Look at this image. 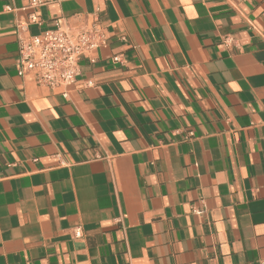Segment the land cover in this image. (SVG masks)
I'll return each mask as SVG.
<instances>
[{
  "label": "crops",
  "instance_id": "obj_1",
  "mask_svg": "<svg viewBox=\"0 0 264 264\" xmlns=\"http://www.w3.org/2000/svg\"><path fill=\"white\" fill-rule=\"evenodd\" d=\"M30 1L0 0V264L264 263V0ZM91 15L67 99L18 77L19 24Z\"/></svg>",
  "mask_w": 264,
  "mask_h": 264
},
{
  "label": "built area",
  "instance_id": "obj_2",
  "mask_svg": "<svg viewBox=\"0 0 264 264\" xmlns=\"http://www.w3.org/2000/svg\"><path fill=\"white\" fill-rule=\"evenodd\" d=\"M53 1L31 0L30 6H43ZM30 20L37 22L35 15H31ZM16 35L18 77L31 79L38 87L49 89L63 99L68 98L67 89L79 76L80 63L83 60L95 63L97 52L107 44L106 33L94 15L88 24L79 27H68L55 21L53 29L35 36L28 35L26 24H19ZM232 43L231 37H225L222 44L228 47ZM113 60L122 63L119 57ZM87 86L92 83L88 82ZM191 137L193 133L188 132V138ZM80 236V229H75L74 237Z\"/></svg>",
  "mask_w": 264,
  "mask_h": 264
}]
</instances>
